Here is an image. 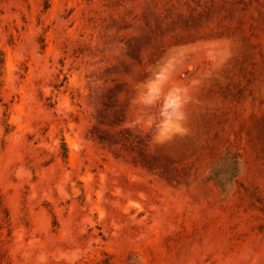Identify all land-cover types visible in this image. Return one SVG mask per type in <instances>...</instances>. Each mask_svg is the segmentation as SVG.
<instances>
[{
  "label": "rangeland",
  "instance_id": "rangeland-1",
  "mask_svg": "<svg viewBox=\"0 0 264 264\" xmlns=\"http://www.w3.org/2000/svg\"><path fill=\"white\" fill-rule=\"evenodd\" d=\"M169 57L157 145L125 121ZM0 264H264V0H0Z\"/></svg>",
  "mask_w": 264,
  "mask_h": 264
},
{
  "label": "clouds",
  "instance_id": "clouds-1",
  "mask_svg": "<svg viewBox=\"0 0 264 264\" xmlns=\"http://www.w3.org/2000/svg\"><path fill=\"white\" fill-rule=\"evenodd\" d=\"M178 64L175 58H166L137 85L132 103L138 110L131 120L125 121V128L140 136L150 134V143L164 145L190 134L187 126V106L192 99L189 87L172 83Z\"/></svg>",
  "mask_w": 264,
  "mask_h": 264
}]
</instances>
